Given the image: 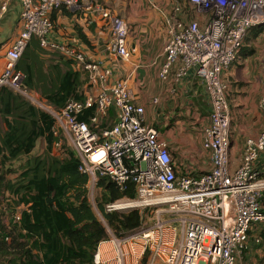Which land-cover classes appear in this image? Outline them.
Here are the masks:
<instances>
[{
  "label": "built area",
  "instance_id": "obj_1",
  "mask_svg": "<svg viewBox=\"0 0 264 264\" xmlns=\"http://www.w3.org/2000/svg\"><path fill=\"white\" fill-rule=\"evenodd\" d=\"M11 1L0 0V20ZM16 1L21 30L5 50L0 89L25 96L53 118L79 160V172L89 179L88 197L98 176L107 177L120 189L133 183V199L105 206L109 213L138 210L144 217L137 233L112 239L119 263L140 264L131 259L134 249L127 248L131 245L139 248L146 264H237L247 249L251 228L264 229V162L257 166L264 152V130L246 139L239 165L231 171V111L225 74L237 61L249 32L264 27V0H173V13L165 19L170 38L163 49L159 78L166 80L174 68L176 82L192 73L204 84L209 100V125L202 148L209 153L212 168L199 174L176 173L167 144L155 127L146 125L144 108L134 103L127 82L113 77L116 67L88 62L79 50L49 38L51 13L61 7L78 11V0ZM87 10L98 12L110 23L111 39L104 47L107 58L129 61L127 23L97 3ZM33 37L45 52H58L74 69L85 71L89 85L97 91L83 102H67L60 110L29 96L17 65ZM258 83L261 96L257 106L264 113V65ZM92 107L95 114L90 123L95 128L108 110H114L110 129L98 134L78 120ZM53 133L57 135L55 129ZM148 213H153V220L146 221ZM94 264H100L98 253Z\"/></svg>",
  "mask_w": 264,
  "mask_h": 264
},
{
  "label": "crops",
  "instance_id": "obj_2",
  "mask_svg": "<svg viewBox=\"0 0 264 264\" xmlns=\"http://www.w3.org/2000/svg\"><path fill=\"white\" fill-rule=\"evenodd\" d=\"M92 3H97L127 23L129 27L127 48L131 53L129 61L121 62L107 58L104 47L111 39L110 23L98 12L87 10V6ZM173 6V0H80L78 11L64 9L51 13L53 30L49 38L56 43L67 44L69 45L67 47L72 46L79 50L88 62L106 65L108 63L112 65L111 67H116L113 77L127 82L134 103L144 108L146 125L155 127L160 139L167 144L176 173L199 174L212 168L209 153L202 148V137L208 128L210 113L205 86L192 73L176 82L173 77L175 68L166 80L159 78L163 49L170 38L165 19L173 13ZM19 13V3L12 0L7 13L0 20V74L4 68L7 45L21 30ZM41 51L40 55L44 60L57 54L70 61L58 52L49 55L48 52L42 49ZM235 63L238 67H230L225 74L229 86L228 99L231 111L229 151L231 171L239 165L246 139L255 138L264 130V113L257 106L261 96L258 78L264 65V27L249 32ZM52 64L55 65V62ZM71 67L73 71L81 72L80 77L83 81L81 90L84 97L94 94L97 87L89 85L87 73L82 69H74L72 62ZM237 81L240 82V87L235 85ZM45 105L52 106L46 101ZM44 150L45 142L39 140L32 155L35 156ZM261 162H264V152L257 161L258 167ZM262 199L264 209V194ZM23 209L26 208L22 205L16 208L14 215L16 220ZM138 212L142 224L144 217L140 211ZM8 220L7 217L5 223H8ZM102 223L107 233L104 220ZM107 236L106 240L99 243L94 255L99 254L100 264H120L112 239L123 238L112 233L110 235L107 233ZM127 248L134 249L131 259L139 261L140 264L147 263L144 259L146 257H140V250L132 248L131 245H127ZM237 264H264L262 227L251 228L247 249L239 256Z\"/></svg>",
  "mask_w": 264,
  "mask_h": 264
},
{
  "label": "trees",
  "instance_id": "obj_3",
  "mask_svg": "<svg viewBox=\"0 0 264 264\" xmlns=\"http://www.w3.org/2000/svg\"><path fill=\"white\" fill-rule=\"evenodd\" d=\"M41 52L33 37L17 65L24 75L23 87L33 89L58 110L69 101L83 102L81 72L73 71L71 62L57 54L44 60ZM94 112V107L85 109L78 120L98 134L113 126V109L96 128L90 123ZM62 139L52 117L12 90L0 89V264H94L99 243L108 238L89 202L87 176L79 172L75 153L65 149L62 158L52 155L53 146L61 145ZM39 140H44L45 150L33 156ZM95 189L100 191L96 209L114 236L123 237L140 227L136 210H105L112 202L133 199V183L120 189L98 176ZM21 205L26 209L16 220Z\"/></svg>",
  "mask_w": 264,
  "mask_h": 264
},
{
  "label": "rangeland",
  "instance_id": "obj_4",
  "mask_svg": "<svg viewBox=\"0 0 264 264\" xmlns=\"http://www.w3.org/2000/svg\"><path fill=\"white\" fill-rule=\"evenodd\" d=\"M48 54L51 55L52 53H51V52H48ZM49 55H48V56H49ZM235 67H238V65H237L236 63H234V64L231 66V68H235ZM235 85H237V87H240V82H238V81L235 82ZM25 89H26V92L29 93V94H28L29 96H31L32 93H33L32 96H33L34 98H37V99L40 98L39 94H38L37 92H35L33 89H30V88H28V87H26ZM30 94H31V95H30ZM19 95H20V94H19ZM21 96H22V95H21ZM22 98H23V99H26V101H28L30 104H32L35 108H37V109H39V110H42V111H45V110L41 109L39 106H37L34 102H32L31 100H29L28 98H26L25 96H22ZM40 99H41V98H40ZM40 99H39V100H40ZM39 102L45 104V101H44V100H40ZM45 112H46V111H45ZM2 128H3V127H2ZM57 143H58V144H57ZM56 145H57V146H56ZM68 147H69V146H68V145L66 144V142L62 139V141H61V145H60L59 142H56L55 146H53V148H52V155H53L54 157L62 158V157H64L65 149H69ZM39 149H40V148H39ZM42 154H43V151H42V153H41V151H39L38 154H36L35 156H39V155H42ZM16 167H17V165H16ZM12 177H13V176H11V175L8 176V178H12ZM99 192H100V191H99L98 189H94V190L90 193L88 199H89V202H90V204H91L93 210L95 211L97 217L100 219V221L103 222L101 215L99 214V212H98L97 209H96V202H95V199H96L97 197H99ZM150 220H153V213H148V214L146 215V221H150ZM104 222H105V221H104ZM137 232H138V229H137L136 231L130 233V234L125 235V237H129L131 234H134V233H137ZM107 233H108V235H110V234L112 233V231H111L108 227H107ZM112 234H113V233H112ZM122 238H124V237H122ZM133 247L139 249L137 246H133ZM142 264H145V263L142 262Z\"/></svg>",
  "mask_w": 264,
  "mask_h": 264
}]
</instances>
